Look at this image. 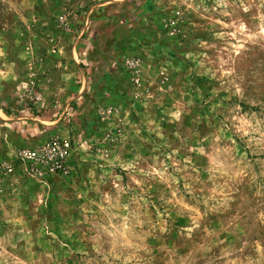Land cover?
I'll list each match as a JSON object with an SVG mask.
<instances>
[{
	"label": "rangeland",
	"instance_id": "1",
	"mask_svg": "<svg viewBox=\"0 0 264 264\" xmlns=\"http://www.w3.org/2000/svg\"><path fill=\"white\" fill-rule=\"evenodd\" d=\"M0 264H264V0H0Z\"/></svg>",
	"mask_w": 264,
	"mask_h": 264
},
{
	"label": "built area",
	"instance_id": "2",
	"mask_svg": "<svg viewBox=\"0 0 264 264\" xmlns=\"http://www.w3.org/2000/svg\"><path fill=\"white\" fill-rule=\"evenodd\" d=\"M55 151H56V154H57L59 160H63V159L65 158L66 154H67V151H68V143H64V144L61 145L60 147L56 146ZM27 156H28L29 158H31V159H35V158H37V154H36V152H34V151H33V152H29V153L27 154ZM61 162H62V161H60V163H61Z\"/></svg>",
	"mask_w": 264,
	"mask_h": 264
}]
</instances>
